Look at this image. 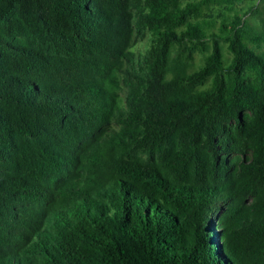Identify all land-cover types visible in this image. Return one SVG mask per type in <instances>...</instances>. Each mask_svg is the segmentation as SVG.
Segmentation results:
<instances>
[{
    "label": "trees",
    "instance_id": "1",
    "mask_svg": "<svg viewBox=\"0 0 264 264\" xmlns=\"http://www.w3.org/2000/svg\"><path fill=\"white\" fill-rule=\"evenodd\" d=\"M0 264H264V0H0Z\"/></svg>",
    "mask_w": 264,
    "mask_h": 264
},
{
    "label": "rangeland",
    "instance_id": "2",
    "mask_svg": "<svg viewBox=\"0 0 264 264\" xmlns=\"http://www.w3.org/2000/svg\"><path fill=\"white\" fill-rule=\"evenodd\" d=\"M144 45H145V38L144 37L137 38L136 39V45L134 46L135 51H137V50H143Z\"/></svg>",
    "mask_w": 264,
    "mask_h": 264
}]
</instances>
